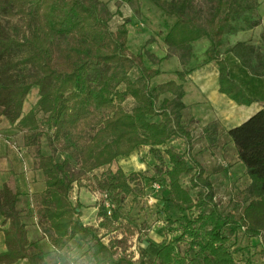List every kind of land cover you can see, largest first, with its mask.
Returning <instances> with one entry per match:
<instances>
[{
  "label": "trees",
  "instance_id": "obj_1",
  "mask_svg": "<svg viewBox=\"0 0 264 264\" xmlns=\"http://www.w3.org/2000/svg\"><path fill=\"white\" fill-rule=\"evenodd\" d=\"M133 1L116 0L113 12L102 0H0V122L4 117L22 134L34 169L43 175L44 189L33 197L44 236L54 251L65 250L59 264H72L65 257L72 239L87 247L83 264H148L142 257L136 263L117 255L125 237L105 243L98 232L119 229L117 222L125 217L123 204L134 190L131 181L144 177L126 174L116 161L145 147L155 158L160 177L152 180L163 179L168 187L163 212L169 236L158 242L150 264H238L230 243L238 232L248 240L260 237L264 256V106L223 130L250 182L229 206L233 210L243 205L241 212L221 209L202 164L187 156L192 135L183 122L182 83L172 79L153 83L160 69L146 66L143 54L128 49L129 18L111 27L115 13L121 15L120 6ZM148 1L166 17L165 57L177 55L187 67L193 44L205 38L208 45L200 65L216 61L219 91L237 104L255 101L230 77L222 54L232 52L251 73L264 75V52L242 41L222 47L225 34L259 24L258 0ZM151 57L154 64L161 61ZM133 70L137 76H131ZM189 70L178 71L179 80ZM33 90L37 97L25 111ZM128 97L133 100L129 110L123 105ZM202 130L206 148L214 147L216 123L209 122ZM43 135L48 136L52 153L42 152ZM176 138L186 144V153L168 146ZM104 167L100 175L95 173ZM189 174V186L182 185V176ZM87 185L111 205L108 215L101 202L97 226L81 220V203L71 197L74 187ZM21 199L18 189L0 187L5 244L0 264L20 260L49 264L47 253L28 236L25 213L18 208ZM132 225L136 223L128 219L124 226L130 234Z\"/></svg>",
  "mask_w": 264,
  "mask_h": 264
},
{
  "label": "rangeland",
  "instance_id": "obj_2",
  "mask_svg": "<svg viewBox=\"0 0 264 264\" xmlns=\"http://www.w3.org/2000/svg\"><path fill=\"white\" fill-rule=\"evenodd\" d=\"M102 1L107 3L111 11H116V0ZM259 1L260 5L256 16H259L258 13H263L264 16V0ZM119 10L121 15L115 13L111 20V27L115 28L125 17L130 19V22L127 24L128 49L133 54H143L144 64L146 66L158 67V69L161 70L160 75L153 79V83L163 82L169 79H175L180 82L178 71L187 68L192 70L199 67L202 63L204 59V50L208 45V40L205 38L193 44V58L187 67L181 65L177 55L165 57L167 46L163 42V37L166 32L163 21L166 17L148 0H134L132 3H123ZM251 33L252 41L258 42L257 46L264 52V41L259 38V30L258 32ZM232 39L229 33L225 34L223 37L224 43L226 44ZM225 48L227 47L223 45L222 49ZM151 55L161 57V61L154 64ZM137 75L138 72L133 70L131 76L134 77ZM36 97L37 94L35 90L29 93L24 103L25 111L30 108ZM123 105L129 110L133 106V100L128 97ZM183 122L192 135L191 150L187 153V156L189 158L192 157L202 164L206 175H208L211 180L215 192L214 201L219 204L221 209L232 210V207L229 206L232 201L238 198L242 189L247 185L248 179L245 173L236 166V162L233 160L234 157L232 156L231 147L225 144L222 147L217 146L209 151L206 150V143L202 136L200 125L195 123L194 118L189 116L188 113L184 115ZM0 141L12 149L16 154V160L20 161L21 172L24 174L26 181L29 182L34 179L35 183L38 184L41 178L34 176V171L36 170L33 167L34 158L23 145L22 134L16 129L11 128L4 117H2V121L0 122ZM40 142L43 153H52L47 135H43ZM168 146H172L180 152L186 153L187 150L186 144L179 138L170 140ZM221 149L225 150L224 154L221 153ZM116 165L120 166L126 174L135 173L137 175H143L144 177L139 176L137 179L131 181L134 190L125 199L123 204L122 212L125 217L118 220L117 224L120 225L119 229L113 232H107L105 228H100L98 231L99 235L105 243H108L110 238L121 239L125 237L126 241L118 244L117 255H124L136 263L137 259L142 257L145 262L150 264L154 258L158 242L168 235L165 233V214L163 212L165 208L163 198L168 195L166 181L163 179L158 181L152 180V176L159 177L157 173H155L156 160L145 147L127 156L120 157L116 161ZM114 167L115 165L111 166L113 169ZM105 169L106 167L100 168L96 170L95 173L100 175ZM190 174H192V172ZM190 174L182 176V185L189 186ZM153 182H159L161 188L157 191L153 190L151 187ZM196 190L197 189H192L191 191L194 193ZM36 192H39L36 187H34L31 192H27L25 198L22 199L23 205H21L23 206L25 220L27 221L29 229H32L31 227L33 225L38 233V237L35 238L33 233L30 232V237L31 240H37L38 244L47 253V261L49 264H59V261L64 258L63 252L65 250L62 252L54 251L44 236V226L38 222L35 214L36 203L33 195ZM71 197L73 200L78 199L81 203V220L85 224L97 226L101 220L97 213L101 202H103V196L90 185H87L80 189L74 187ZM242 207L243 205L234 208L232 211L241 212ZM173 214H177V210L174 209ZM128 219L136 223V226H131L134 231L132 234L124 227L128 224ZM259 241V239L255 238L248 240L241 232H238L236 236L232 237L230 243L231 248L235 250L236 262L238 264H264V256L260 253L261 247ZM184 247L185 244H181V248L183 249ZM86 249L87 247L85 244L76 239H72L65 257L72 264H83L84 251Z\"/></svg>",
  "mask_w": 264,
  "mask_h": 264
},
{
  "label": "crops",
  "instance_id": "obj_3",
  "mask_svg": "<svg viewBox=\"0 0 264 264\" xmlns=\"http://www.w3.org/2000/svg\"><path fill=\"white\" fill-rule=\"evenodd\" d=\"M258 14V17L260 18L258 25L252 28L229 33L233 39L230 42H227V44L224 43V45L229 47L238 41H242L247 45L254 46L257 50L262 52L257 46L258 42L252 41L251 33L258 32L259 30V38L264 41V16L263 13ZM222 57L228 63L230 77L236 80L245 89L248 95L255 99V101L249 105L237 104L227 95L221 93L219 91L218 80L219 68L216 61L213 60L189 70L185 75V78L180 80L184 91L182 97V101L185 105L183 117L188 113L189 116L194 118L195 123L200 125L201 130L209 122L216 123L218 126L216 145L211 148H206L207 143L205 141V149L209 151L217 146L222 147L225 144L230 146L232 149V156L234 157L233 160L236 162V166L245 173V176L248 179V185L250 178L245 171V166L238 160L234 145L230 138L223 133V130L239 125L264 106V75L251 73L240 63L239 59L232 52H225L222 54ZM157 58L161 57L157 56ZM202 136L204 138L203 130ZM221 153L224 154L225 150L221 149ZM34 173L35 177L41 178L38 184L35 183L34 179L29 182L26 181L24 174L21 172L20 161L16 160V154L12 149L0 141V187L3 184H8L13 188L18 189L22 193V199H24L26 196L25 194L29 191L31 192L34 187H36L39 192L44 189V180L41 171L35 170ZM22 199L18 204L20 210H23V206H21L23 205ZM27 228L30 239V232L33 233L35 238L38 237V233L33 225L31 227L32 229H29L28 225ZM3 251H5V244L3 232L0 231V252ZM14 264L29 263L26 260H20Z\"/></svg>",
  "mask_w": 264,
  "mask_h": 264
},
{
  "label": "built area",
  "instance_id": "obj_4",
  "mask_svg": "<svg viewBox=\"0 0 264 264\" xmlns=\"http://www.w3.org/2000/svg\"><path fill=\"white\" fill-rule=\"evenodd\" d=\"M151 187H152L153 190L157 191L158 189L161 188V184L159 182H153ZM150 199L152 200L151 196H150ZM102 201H103L102 203H103L104 207L107 210V213L110 214L111 205H110L109 201L106 199L105 195H103V200ZM259 239H260V237H259Z\"/></svg>",
  "mask_w": 264,
  "mask_h": 264
},
{
  "label": "bare ground",
  "instance_id": "obj_5",
  "mask_svg": "<svg viewBox=\"0 0 264 264\" xmlns=\"http://www.w3.org/2000/svg\"><path fill=\"white\" fill-rule=\"evenodd\" d=\"M133 161V160H132ZM137 161V160H136ZM133 163V162H132ZM135 163V162H134Z\"/></svg>",
  "mask_w": 264,
  "mask_h": 264
}]
</instances>
